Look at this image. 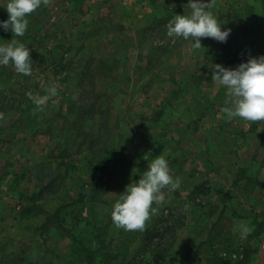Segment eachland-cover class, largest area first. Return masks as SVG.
<instances>
[{
    "label": "rangeland",
    "instance_id": "1",
    "mask_svg": "<svg viewBox=\"0 0 264 264\" xmlns=\"http://www.w3.org/2000/svg\"><path fill=\"white\" fill-rule=\"evenodd\" d=\"M187 2L47 0L28 14L13 38L32 74L0 66V264H264V121L225 119L211 71L264 55V0H212L230 35L199 49L166 35ZM156 155L179 187L143 230L116 228L112 204Z\"/></svg>",
    "mask_w": 264,
    "mask_h": 264
},
{
    "label": "clouds",
    "instance_id": "2",
    "mask_svg": "<svg viewBox=\"0 0 264 264\" xmlns=\"http://www.w3.org/2000/svg\"><path fill=\"white\" fill-rule=\"evenodd\" d=\"M47 0H2L0 7L7 12V19L0 20V31H11L12 38L0 43V66L11 65L14 70L26 76L32 74L30 49L13 37L24 36L29 22L28 14L33 13ZM187 14H174L165 25L170 38H183L191 42L194 49L201 48V38H212L226 42L230 29L222 23L211 9L212 0H188ZM212 79L226 90L224 106L220 109L225 119L239 117L247 122L264 121V55L249 56L235 67L212 64ZM46 95L31 97L37 108H42L50 97L57 95L55 85L46 89ZM181 180L171 173L169 162L164 155H156L147 168L134 182L125 186L111 207V219L116 228L125 231L143 230L145 222L154 211L153 204L164 200V189L179 187ZM241 238H246L252 227L246 223L236 225Z\"/></svg>",
    "mask_w": 264,
    "mask_h": 264
},
{
    "label": "trees",
    "instance_id": "3",
    "mask_svg": "<svg viewBox=\"0 0 264 264\" xmlns=\"http://www.w3.org/2000/svg\"><path fill=\"white\" fill-rule=\"evenodd\" d=\"M233 17H236L235 19H236V22H237V24H236V26H235V29H237L238 27H243V25L245 24L244 22H242V19L241 18H239L238 17V14H236V15H234V16H232V17H227L226 18V20H228V19H232L233 20ZM249 25V24H248ZM232 30H234V29H232ZM231 52V51H230ZM40 56V55H39ZM40 58H41V60L42 61H45V62H47V58H46V56H44V55H41L40 56ZM68 66V63H66V62H63V61H60V62H58V63H55V72L57 73V72H59V71H61V70H64L66 67ZM101 109H104L103 107H101ZM102 111V110H101ZM102 123H99V125H100V127H104L105 125H106V120L103 122V121H101ZM90 148H92V147H90ZM61 156H62V158H64V157H67V154L65 153V152H62V154H61ZM46 186V187H45ZM44 186V188H49V186H51V182L49 181L48 183H46V185ZM94 189H93V193L92 194H97V193H100V191H101V189H102V187H103V183H100V182H98V183H96L94 186ZM46 223L47 222H49V218L48 219H46V221H45Z\"/></svg>",
    "mask_w": 264,
    "mask_h": 264
}]
</instances>
